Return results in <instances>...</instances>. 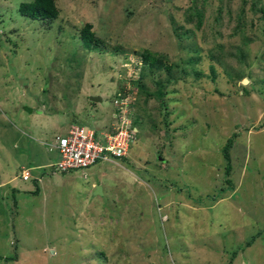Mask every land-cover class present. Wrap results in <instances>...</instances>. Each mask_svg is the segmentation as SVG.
<instances>
[{"label":"rangeland","instance_id":"rangeland-1","mask_svg":"<svg viewBox=\"0 0 264 264\" xmlns=\"http://www.w3.org/2000/svg\"><path fill=\"white\" fill-rule=\"evenodd\" d=\"M30 1L0 0V264H264V0H54L52 22ZM145 50L177 78L148 117ZM132 100L126 161L51 176L55 137Z\"/></svg>","mask_w":264,"mask_h":264},{"label":"built area","instance_id":"built-area-1","mask_svg":"<svg viewBox=\"0 0 264 264\" xmlns=\"http://www.w3.org/2000/svg\"><path fill=\"white\" fill-rule=\"evenodd\" d=\"M117 103L116 122L111 133L100 139L93 129L73 125L64 137L56 139L60 159L52 165V172L66 174L81 171L98 162H112L125 157L136 140V130L130 121L128 106ZM20 179L28 181L30 174L23 170Z\"/></svg>","mask_w":264,"mask_h":264},{"label":"trees","instance_id":"trees-1","mask_svg":"<svg viewBox=\"0 0 264 264\" xmlns=\"http://www.w3.org/2000/svg\"><path fill=\"white\" fill-rule=\"evenodd\" d=\"M18 12L21 16L27 17L28 19L31 20H40V21H54L58 18L59 16V10L56 7V4L54 2V0H32L30 2H22L19 4L18 7ZM200 12H196L195 14L192 12V16L196 15V16H201V14H199ZM201 23V22H198ZM92 29V25L91 24H85V26H83V28L80 29V39L83 40L85 47H89L92 44V38H93V33L91 32ZM141 57L142 60L144 62V66L141 70L140 76L138 77V79L135 81L136 85L139 87V89H141V91H139V94H146V96L149 98V100H147L146 96H145V102H144V110H143V114L146 115V113L148 112L147 109V104L149 103V101L152 99H156L157 102H159L158 100H161L159 102V104L162 106H164V98L167 97V95L169 94V92L166 90L167 85H169L171 82H175L177 81V78H175L174 75V66H166L165 65V61L162 58H154L152 56V54L150 52H148L147 50L143 51L141 53ZM165 71L167 74V78L163 81L162 79H159L157 81H155V85L157 86V90L153 91V92H145L144 90H147L146 88V84H145V78L147 76L151 77L155 74L158 75L159 71ZM144 91V92H143ZM94 103H92L91 105H93ZM131 108V106H130ZM137 110V109H136ZM148 117V114L146 115ZM142 122V120H139L138 117L134 118L133 120V126L134 128L138 129V124ZM74 124V123H73ZM232 143V142H231ZM231 144L228 145V148H230ZM228 148H226L228 150ZM226 150V152H228ZM225 151V150H224ZM226 163H227V167H229V156L226 154ZM230 169L228 168L226 170V175H228ZM227 182L229 183V181L227 180ZM35 193H37V191H35ZM15 255L12 257H8V259L2 258L0 257V260H14L15 259Z\"/></svg>","mask_w":264,"mask_h":264},{"label":"crops","instance_id":"crops-1","mask_svg":"<svg viewBox=\"0 0 264 264\" xmlns=\"http://www.w3.org/2000/svg\"><path fill=\"white\" fill-rule=\"evenodd\" d=\"M100 96H101V94H100ZM101 98H102V96H101ZM103 101V98H102V100H101V102ZM97 104V103H96ZM103 115H105V117H104V119L102 120V122L100 121L99 122V125H100V129H102V130H106V129H108V125H110V124H108L107 125V120H108V115L107 114H103ZM68 117V116H67ZM110 117L112 118V115H110ZM96 129V128H95ZM98 130V129H97ZM58 136H61V135H58ZM57 136V137H58ZM56 138V137H55ZM55 146V145H54ZM54 148V147H53ZM56 151H57V149L56 148H54ZM59 158H60V156H59V153H58V158H57V160H55L53 163H51V166L52 165H54L58 160H59ZM128 158H129V156H128ZM127 158V159H128ZM126 159V157L123 159V160H121V161H126L127 160ZM114 162H116V161H110V162H105V163H112V164H114ZM49 166H50V163L49 162H45L43 165H39V166H37V168L39 169L40 167H48L49 168ZM95 166V165H94ZM93 167V166H92ZM21 170H25V169H21ZM76 172H78V171H76ZM70 173H73V172H70ZM70 173H67V174H70ZM55 173H51V176H53ZM17 175H18V173H17ZM57 175V174H56ZM61 175H66V174H61ZM83 177L85 178L86 177V175L83 173ZM16 178V177H15ZM14 179V178H13ZM13 179H11V180H8V181H3L1 184H0V186L1 187H4V186H6V185H9V184H11L12 182H13ZM38 181H37V183L38 184H36V187H35V190L37 191V193H40V191H41V195H42V197H44L45 195V197H47L48 196V194H49V192H50V190H51V187L52 186H54V184H55V182L54 181H49V184L47 183V182H45L44 183V175L43 176H39L38 178ZM44 183V185L42 186V184ZM38 185H39V188H38ZM41 188H42V190H41ZM34 193H35V191H34ZM37 193H35V194H37Z\"/></svg>","mask_w":264,"mask_h":264},{"label":"clouds","instance_id":"clouds-1","mask_svg":"<svg viewBox=\"0 0 264 264\" xmlns=\"http://www.w3.org/2000/svg\"><path fill=\"white\" fill-rule=\"evenodd\" d=\"M144 66V65H143ZM143 67H142V65L140 66V70L139 69H137V71L139 72L134 78H135V80H131V81H133V82H135L137 79H138V77L140 76V73H141V69H142ZM131 79H133V78H131ZM123 91H120V94H119V98L118 99H120V100H123V99H125V97H121V93H122ZM100 96V95H99ZM101 97V96H100ZM115 98H116V96H115ZM117 99V98H116ZM90 101V100H89ZM91 102V101H90ZM93 103V102H92ZM95 104V103H94ZM132 104H133V100L132 101H129V104H128V109H129V111H130V113H132V111H133V108H132ZM116 105V104H115ZM130 106H131V108H130ZM117 105H116V109L114 110V114L116 115V113H117ZM114 114H112V119L113 120H115L116 121V116H113ZM130 121H131V125H132V127L134 128V126H133V120H131V118H130ZM113 124L114 123H111V126H109L108 127V129H106V130H102V131H99V130H97V129H95L94 127H87V126H81V125H77V124H70V126H69V128H68V131H69V129H70V127L71 126H73V125H76V126H80V127H83V128H89V129H93L95 132H96V134H97V136H99L100 137V139H103L102 138V135L103 134H108V133H111V131H112V126H113ZM135 130H136V132H137V130L138 129H136V128H134ZM67 135V134H66ZM65 135V136H66ZM59 137H64V136H58V137H56L55 138V140L57 139V138H59ZM55 145H56V142H55ZM54 148H56L55 146H54ZM128 154V153H127ZM125 157H127V155L125 156ZM125 157H122L121 159L123 160ZM121 159H118V160H121ZM118 160H115V161H118ZM98 163H104V162H98ZM97 164V163H96ZM96 164H94V165H96ZM94 165H92V166H94ZM92 166H89L88 168H86V169H84V170H81V172L83 173V171H85V170H87V169H89L90 167H92ZM52 167V166H51ZM52 169V168H51ZM23 171V170H22ZM21 171V172H22ZM26 171V170H25ZM28 172V171H27ZM29 173V172H28ZM53 173V172H52ZM62 174V173H61ZM65 174V173H64ZM20 176H21V174H20ZM31 177V176H30ZM31 179V178H30ZM29 179V180H30Z\"/></svg>","mask_w":264,"mask_h":264},{"label":"water","instance_id":"water-1","mask_svg":"<svg viewBox=\"0 0 264 264\" xmlns=\"http://www.w3.org/2000/svg\"><path fill=\"white\" fill-rule=\"evenodd\" d=\"M245 81V80H244ZM243 81V82H244ZM102 98L100 96H94V97H90V101L95 103V102H101ZM95 194H102L101 192V187L100 186H97L96 187V192H94Z\"/></svg>","mask_w":264,"mask_h":264}]
</instances>
